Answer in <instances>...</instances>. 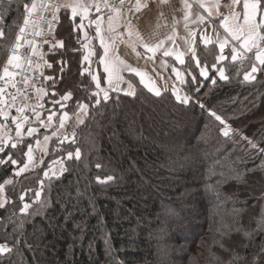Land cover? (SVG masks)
Wrapping results in <instances>:
<instances>
[{"label": "trees", "instance_id": "obj_1", "mask_svg": "<svg viewBox=\"0 0 264 264\" xmlns=\"http://www.w3.org/2000/svg\"><path fill=\"white\" fill-rule=\"evenodd\" d=\"M70 31L62 11L57 38H63L69 49L78 48ZM3 44L0 41V67L7 58ZM198 55L205 59L203 49ZM46 58L58 59L51 54ZM79 58L70 51L66 57L65 75L72 83L82 81ZM206 58L209 64L214 62L211 55ZM53 66L58 72V66ZM244 70L250 66L245 64L239 76L228 70V81L210 72L216 85L198 77L199 95L233 129L264 144V73L244 83ZM45 74L52 75L53 70L46 68ZM134 83L142 93L139 99L121 93L118 107L111 102L96 109L90 106L85 124L75 130L77 143L62 146L72 151L80 147L82 160L66 161L70 171L53 179L50 190L46 187L42 199H48V207L34 204L39 214L26 217L20 216L18 207L0 209V225H9L2 230L12 231L15 224L27 242L25 247L32 246L31 251L22 249L17 258L25 264H233L237 253L252 258L264 250V201L257 200L264 192V154L245 150L243 141L235 144L236 136L223 137L219 122L207 111L179 104L171 90L156 97ZM80 94L84 95L82 89ZM13 153L14 158H22ZM60 155L66 151L56 150L55 139L41 168L17 178L12 175L17 166L0 165V182L11 178L27 185L25 177L39 179ZM96 163L102 168L96 169ZM210 167L215 168L214 175L209 174ZM233 170L243 179H234ZM97 175H112L114 180L101 186L95 181ZM218 182L219 195L205 192L206 185ZM11 211L16 217L8 221ZM232 243L238 248L227 247Z\"/></svg>", "mask_w": 264, "mask_h": 264}, {"label": "snow or ice", "instance_id": "obj_2", "mask_svg": "<svg viewBox=\"0 0 264 264\" xmlns=\"http://www.w3.org/2000/svg\"><path fill=\"white\" fill-rule=\"evenodd\" d=\"M179 2V9L176 5L169 7L173 12L183 13L184 29L187 33L182 38L185 45L183 51L178 47H165L164 39L156 43L146 42L138 31L134 36L130 16L141 12L142 8H148V4L141 0H135L134 4L132 0H118V3L115 0H22L16 5L12 0H0V41L4 42L3 49L7 57L0 70V154H4L0 158V165L17 166L12 169V175L18 178L34 172L44 164V158L48 156V145L53 137L56 138V150L66 151V155L57 156L48 163L39 179L33 181L25 177L27 185L23 182L18 184L11 178L0 182V209L9 205L13 209L18 207L20 216L26 217L39 214V208L33 209L34 204L40 208L48 207V199H42L46 187L50 190L53 179L59 180L70 171L66 161L82 160L80 147H75L72 151L65 150L62 146L77 143L75 128L85 124L90 106L96 109L111 102L118 107L121 93L124 97L136 99L142 95L138 94L131 79H125L123 73L134 74L147 92L161 97V89L156 86L155 81L141 68L134 67L118 54L120 44H126L138 61H154L158 53L164 58H172L175 63L169 64L166 59H161L160 67L170 68L175 76L170 89L175 101L207 111L210 118L219 122L221 127L218 131L223 137L231 139L236 136L233 141L235 144L243 141L245 150L251 148L257 155L264 154V144L249 138L238 129H233L226 118L201 101V79H198L210 80L212 85H216L217 79L210 72L217 74L219 80L228 81V70L239 76L245 64L250 66V70L243 71L244 83H251L257 79L256 74L264 73V0H226L224 4H221V0ZM159 3L168 4L169 0H159ZM194 4L203 10L195 17L192 13ZM62 10L64 18L70 22L69 36H74L78 48L69 49L63 38H57V25L61 23ZM17 12L20 13L19 16H16ZM173 19L175 20V16ZM189 23L203 26L199 43L198 34L189 28ZM122 27L124 31H120ZM208 29L215 36L209 34ZM219 29L223 30V35L219 34ZM94 40L98 41L102 52L97 50ZM167 40L175 44V29ZM42 45L48 46L47 53L43 51ZM200 45L203 46L205 54L203 61L197 53ZM69 51L78 53L80 57L76 62L79 64L78 72L82 81L77 83L66 79V57ZM48 54L58 59L50 62L46 58ZM207 55H211L214 62L209 64ZM54 63L58 66V72L54 69ZM97 65L102 68L101 72L97 71ZM45 68L53 70V74L45 75ZM102 83H106V86L102 87ZM122 84H126V87L122 88ZM184 87L187 91L182 94ZM81 89L84 95L80 94ZM112 93L117 94L115 98ZM46 97L48 99L45 101ZM70 102L73 105L71 109ZM44 113H47L46 116ZM73 116L75 123L72 125L73 131L69 133L66 129ZM41 129L45 133L51 130V134H43L41 139ZM204 138L205 134H202L201 139ZM13 150L22 158H14ZM95 167L99 170L102 164L96 163ZM233 171L234 179H243L242 173ZM209 174H215L214 167L209 168ZM113 180L112 175L95 177L96 183L101 186ZM33 182L38 184L37 188L29 186ZM219 183L216 186L206 185L205 192L219 195ZM26 197L29 199L26 200ZM257 200L264 201V192ZM93 211L95 212L94 206ZM15 217L16 212L11 211L7 220L11 221ZM22 224L21 220V226ZM8 226L0 225V264H25L24 259L17 257L22 249L31 251L32 246L25 247L27 242L20 238L22 232L15 224L11 225L12 231L2 230ZM221 247L224 245L221 244ZM227 247L238 248V244L232 243ZM237 261L238 264H264V250L252 258H240L237 253L233 264Z\"/></svg>", "mask_w": 264, "mask_h": 264}, {"label": "crops", "instance_id": "obj_3", "mask_svg": "<svg viewBox=\"0 0 264 264\" xmlns=\"http://www.w3.org/2000/svg\"><path fill=\"white\" fill-rule=\"evenodd\" d=\"M12 1H15V0H12ZM115 2L118 3V0H115ZM141 2L147 3L148 8H142L141 12L135 13V15L130 16V19L132 20V23H133L134 36H135V32L138 31L141 37L144 38L146 42L156 43L159 40L164 39L165 47H178L181 51H183L185 48V45H184V40L182 38L187 35L184 29L183 13L180 11L173 12L172 9L169 7V5H176V8L179 9L180 7L179 0H169V3L164 4V5H160L159 0H141ZM225 2L226 0H221V4H224ZM132 3L134 4L135 0H132ZM222 10L226 11V9H222ZM202 11L203 10L197 8L195 4L193 5V9H192L193 17H195L197 13L202 12ZM161 12H163V15H161ZM173 16H175V20L173 19ZM189 28L197 32L198 34L197 40L199 43V35L203 32V26H197L196 24L189 23ZM173 29H175V44H173L172 41L167 40V37L173 34ZM120 31H124V28L122 27ZM208 32L209 34L215 36V33H213L211 29H208ZM219 34L223 35L222 29H219ZM134 36H133V39H134ZM125 39L127 40V37H125ZM93 43L96 45L97 50L102 52V50L99 49L98 41L94 40ZM202 49H203V46L200 45L197 48V53H199V50H202ZM138 50L143 51V49H139V48ZM117 52L128 63L132 64L134 67H139L141 68V70L145 71L155 81L156 86L161 89V93L167 92L171 89V81L175 80V76L171 73L170 68L168 69L161 68L160 61L161 59H166L169 64L175 63L172 58L170 57L164 58L162 57L161 53H158L154 61H145L144 59H141L138 61L135 55L131 54L130 48H127L126 44H120L117 49ZM226 52H227V49H226ZM186 60H187V57H186ZM96 67H97L98 72L102 71V68L100 66L97 65ZM123 75L125 76L126 80L131 79L134 86L136 87V84L134 83V81L139 82L138 77H135L134 74H129L127 72L123 73ZM169 77H171V80H169ZM166 82H167V90H165ZM104 86H106V83H102V87ZM121 87L122 88L126 87V84H122ZM184 92L185 91L183 88L182 94ZM74 123H75V117L73 116L72 119L69 121L68 128L66 129L69 133L73 131L72 125ZM79 126H77L75 130ZM12 127L14 128V126ZM12 134L14 135V131ZM51 142L52 141H50L48 145V153H49ZM37 155H39V153H37Z\"/></svg>", "mask_w": 264, "mask_h": 264}, {"label": "rangeland", "instance_id": "obj_4", "mask_svg": "<svg viewBox=\"0 0 264 264\" xmlns=\"http://www.w3.org/2000/svg\"><path fill=\"white\" fill-rule=\"evenodd\" d=\"M46 50H48V48H44L43 49V51L45 52ZM44 72H46V69L44 70ZM46 75V74H45ZM45 116H46V114H45ZM43 134H48V135H50L51 134V130H48V132L47 133H45V131L43 130V129H41V139H42V136H43ZM56 138L55 137H53V139H52V141L53 140H55ZM47 158V157H46ZM45 158V159H46ZM44 159V160H45ZM43 165H41L39 168H41ZM39 168H37V169H39Z\"/></svg>", "mask_w": 264, "mask_h": 264}, {"label": "built area", "instance_id": "obj_5", "mask_svg": "<svg viewBox=\"0 0 264 264\" xmlns=\"http://www.w3.org/2000/svg\"><path fill=\"white\" fill-rule=\"evenodd\" d=\"M45 26H46V25H45ZM41 47H42V49H44V48H48L47 45H42ZM45 69H46V68H45ZM45 69H44V70H45ZM0 70H2V66L0 67ZM41 80H42V78H41Z\"/></svg>", "mask_w": 264, "mask_h": 264}]
</instances>
